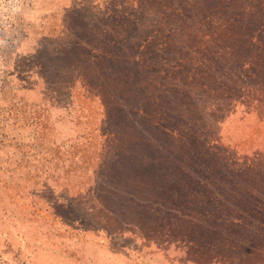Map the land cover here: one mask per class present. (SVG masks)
Segmentation results:
<instances>
[{
  "label": "rangeland",
  "instance_id": "374dc122",
  "mask_svg": "<svg viewBox=\"0 0 264 264\" xmlns=\"http://www.w3.org/2000/svg\"><path fill=\"white\" fill-rule=\"evenodd\" d=\"M0 264H264V0H0Z\"/></svg>",
  "mask_w": 264,
  "mask_h": 264
}]
</instances>
